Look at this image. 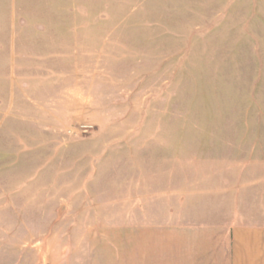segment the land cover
Wrapping results in <instances>:
<instances>
[{
    "label": "rangeland",
    "instance_id": "374dc122",
    "mask_svg": "<svg viewBox=\"0 0 264 264\" xmlns=\"http://www.w3.org/2000/svg\"><path fill=\"white\" fill-rule=\"evenodd\" d=\"M263 221L264 0H0V264Z\"/></svg>",
    "mask_w": 264,
    "mask_h": 264
},
{
    "label": "crops",
    "instance_id": "0c3cea01",
    "mask_svg": "<svg viewBox=\"0 0 264 264\" xmlns=\"http://www.w3.org/2000/svg\"><path fill=\"white\" fill-rule=\"evenodd\" d=\"M180 234V260L175 264H264V221L231 224L222 231L181 228ZM164 247V259L156 264H174L173 245Z\"/></svg>",
    "mask_w": 264,
    "mask_h": 264
}]
</instances>
